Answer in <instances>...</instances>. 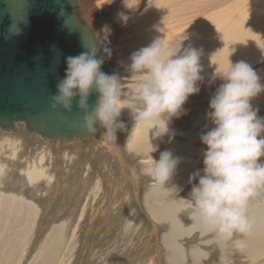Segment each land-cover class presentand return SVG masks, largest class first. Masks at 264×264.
<instances>
[{
    "label": "bare ground",
    "instance_id": "obj_1",
    "mask_svg": "<svg viewBox=\"0 0 264 264\" xmlns=\"http://www.w3.org/2000/svg\"><path fill=\"white\" fill-rule=\"evenodd\" d=\"M80 3L81 16L110 50L123 88L133 87L126 67L132 53L157 37L167 45L185 36L183 48L200 52V91L159 137L149 127H134L127 109L116 139L49 140L21 124L0 129V264H222V257L228 264H264V195L249 205L256 225L243 253L201 231L179 199L198 183L190 182L192 174H203L200 137L214 126L209 103L223 83L216 70L226 69L229 59L264 64V0ZM258 75L264 81V68ZM251 103L264 118V92ZM165 150L181 158L168 185L177 192L161 193L148 177L131 174ZM80 237L86 252L73 258Z\"/></svg>",
    "mask_w": 264,
    "mask_h": 264
},
{
    "label": "clouds",
    "instance_id": "obj_2",
    "mask_svg": "<svg viewBox=\"0 0 264 264\" xmlns=\"http://www.w3.org/2000/svg\"><path fill=\"white\" fill-rule=\"evenodd\" d=\"M184 39L166 45L157 37L132 53L126 66L133 81L131 89L121 86L116 73L101 70L104 57L97 56L96 47L67 57L65 76L51 97L52 108L60 106L70 112L79 97L76 107L84 113L81 127L87 135H94L99 126L105 130L103 137L116 139L117 130L124 127L118 118L125 109L132 114L134 127H149L154 137L166 134L169 121L179 117L188 97L200 91V52L183 48ZM105 54L110 56V50L105 49ZM214 75L223 83L209 103L207 117L214 126L200 137L206 146L203 174L200 170L192 174L190 182L198 179V183L188 197L179 199L182 212L201 231L243 253L256 225L249 205L264 195V118L251 103L264 92V84L257 71L242 60L232 63L229 59L228 67ZM93 90L98 93L94 106L89 104ZM180 159L165 150L158 160L152 158L131 174L136 180L148 177L161 193L177 192L168 185ZM221 259L228 264L225 257Z\"/></svg>",
    "mask_w": 264,
    "mask_h": 264
},
{
    "label": "water",
    "instance_id": "obj_3",
    "mask_svg": "<svg viewBox=\"0 0 264 264\" xmlns=\"http://www.w3.org/2000/svg\"><path fill=\"white\" fill-rule=\"evenodd\" d=\"M81 7L80 0H0V129L21 124L41 138L67 141L104 134L99 126L94 135L83 130L79 97L70 112L52 108L67 57L96 47L104 57L101 70L113 73L100 33L83 19ZM97 99L93 90L89 104Z\"/></svg>",
    "mask_w": 264,
    "mask_h": 264
},
{
    "label": "rangeland",
    "instance_id": "obj_4",
    "mask_svg": "<svg viewBox=\"0 0 264 264\" xmlns=\"http://www.w3.org/2000/svg\"><path fill=\"white\" fill-rule=\"evenodd\" d=\"M111 62H114V60H111ZM256 71H257V73L259 72V70L261 69V68H264V64H259V65H256L255 67H253ZM261 83L263 84L264 83V81L263 80H261ZM200 108L201 107H203L202 105L201 106H199ZM199 107L197 106V109L196 110H198L199 109ZM204 108V107H203ZM258 110H260V109H258ZM199 111V110H198ZM197 111V112H198ZM99 161V160H98ZM97 161V162H98ZM142 178H143V176H142ZM141 182L143 183V181L141 180ZM146 188V186H145V184L143 183V185H142V189H145ZM78 235L77 234H75L74 235V237H77ZM70 240H71V238H70ZM86 243H87V240H86V238L84 237V238H79V243H78V245H77V247L80 249V252L78 251L74 256H73V258H75V257H77V256H80V255H82L83 253H85L86 251ZM82 251V252H81ZM163 259L165 260V258L163 257ZM129 264H130V262H129Z\"/></svg>",
    "mask_w": 264,
    "mask_h": 264
}]
</instances>
